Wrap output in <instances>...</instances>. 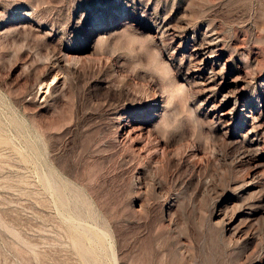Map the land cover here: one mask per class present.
I'll return each mask as SVG.
<instances>
[{"label": "rangeland", "instance_id": "1", "mask_svg": "<svg viewBox=\"0 0 264 264\" xmlns=\"http://www.w3.org/2000/svg\"><path fill=\"white\" fill-rule=\"evenodd\" d=\"M0 264H264V0H0Z\"/></svg>", "mask_w": 264, "mask_h": 264}, {"label": "bare ground", "instance_id": "2", "mask_svg": "<svg viewBox=\"0 0 264 264\" xmlns=\"http://www.w3.org/2000/svg\"><path fill=\"white\" fill-rule=\"evenodd\" d=\"M213 39H214V38H213ZM210 40H211V39H210ZM223 96H226V95L223 94Z\"/></svg>", "mask_w": 264, "mask_h": 264}]
</instances>
